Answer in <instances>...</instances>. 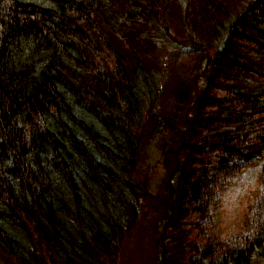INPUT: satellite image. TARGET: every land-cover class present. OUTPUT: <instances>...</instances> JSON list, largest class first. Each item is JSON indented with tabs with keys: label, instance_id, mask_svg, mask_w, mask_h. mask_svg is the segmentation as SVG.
I'll use <instances>...</instances> for the list:
<instances>
[{
	"label": "trees",
	"instance_id": "16d2710c",
	"mask_svg": "<svg viewBox=\"0 0 264 264\" xmlns=\"http://www.w3.org/2000/svg\"><path fill=\"white\" fill-rule=\"evenodd\" d=\"M169 3L0 0L1 261L116 264L150 194L136 179L144 134L160 145L159 167L174 162L167 206L190 239L184 259L168 264L264 258L263 178L243 224L215 222L222 194L240 181L237 161L251 156L264 175V0H199L196 17L181 13L176 35L148 20L167 17ZM193 41L212 52L163 90L154 53L190 54ZM160 96L173 107L156 108ZM235 121L246 129L232 130ZM212 151L223 155L215 165ZM181 154L200 162L181 167ZM186 167L196 177L188 185ZM217 233L218 256L210 245Z\"/></svg>",
	"mask_w": 264,
	"mask_h": 264
},
{
	"label": "rangeland",
	"instance_id": "374dc122",
	"mask_svg": "<svg viewBox=\"0 0 264 264\" xmlns=\"http://www.w3.org/2000/svg\"><path fill=\"white\" fill-rule=\"evenodd\" d=\"M198 5L199 0H180L177 3L174 30L172 31L175 35L183 27L181 13H191V17L194 18L198 14ZM233 6L237 8L236 5ZM193 39L198 40L195 37ZM192 43L200 44L199 41L197 43L193 41ZM203 44L205 43L203 42ZM187 51L159 48L154 53L155 61L160 64L166 73L160 80L163 90L166 85H169V89H171L174 79L177 78L178 82H181L187 71L194 69L196 62L199 60V55L189 56L190 54H187ZM163 98L160 99V104L156 107L160 108L161 112L168 111L173 107H165V104L162 103ZM159 150V144L153 138V140L144 143L139 152L136 179L139 184L146 188V191H150V194L147 193L148 195L142 197L139 201L138 216L133 219L124 237L116 257V264H163V261L168 264L171 256L176 260H181L186 255L185 245L190 243V239H188L186 231L183 230L182 223L177 222L167 206L171 204L168 203L167 173L173 171L174 162L169 161L167 167L169 171L160 170L158 165L161 162ZM190 160L200 162V160L191 158L189 154H181L179 158L180 166H183L184 161L189 164ZM261 169V164L254 166L250 169L249 176H243L236 186L227 189V192L225 191L217 210L216 223H226L225 226H238L244 223L255 197L256 179ZM189 171L191 170L186 167L185 175ZM177 178L178 173L175 180ZM221 226L217 227L218 231H220L219 228H222ZM210 239V245L213 246L215 255L218 256L220 253L219 233L212 234ZM162 247L165 248V251ZM0 262L7 264L4 260H0ZM253 264H264V258L257 257Z\"/></svg>",
	"mask_w": 264,
	"mask_h": 264
},
{
	"label": "bare ground",
	"instance_id": "6f19581e",
	"mask_svg": "<svg viewBox=\"0 0 264 264\" xmlns=\"http://www.w3.org/2000/svg\"><path fill=\"white\" fill-rule=\"evenodd\" d=\"M177 3H178V0H170V3H169V8H170V14L167 16V17H164L163 15H159V16H156V15H153V16H151V17H149V19L148 20H150V22H153V23H155V24H157L163 31H168L169 33L171 32L172 34H174L175 35V33L174 32H172L173 30H174V27H173V25H174V20H175V13H176V7H177ZM243 10H245V9H243ZM188 14V13H187ZM190 15V14H189ZM189 18H191L192 19V17H191V15H190V17ZM154 24V25H155ZM187 33H189V32H187ZM246 35L247 36H249V37H252L253 36V34L252 33H247L246 32ZM254 38H256L257 36L256 35H254L253 36ZM155 44L156 45H160V42H155ZM200 44H203V43H200ZM199 45V44H198ZM159 47H157V49H158ZM154 50H155V48H154ZM191 50L193 51L192 53H190V55L189 56H192V55H199V60L196 62V65H197V63H199V61H200V59H201V57L204 55V50L205 51H207V52H212V50L211 49H209V50H207L206 48H205V46H204V50L203 51H201V49L199 50V48H197V44H192V47H191ZM210 63H211V65H214L215 64V69H219L220 68V64L218 63V62H216V61H214L213 59H212V56L210 57ZM156 65V69H155V72H156V75L159 77V80H161L162 79V76H165L166 75V73L164 72V69H162L161 68V66H160V64H155ZM196 65L194 66V68L196 67ZM197 71V70H196ZM195 71V72H196ZM218 77V73H216V76L214 77V78H212V81L214 80V79H216ZM146 99V98H145ZM160 104V101L158 100L157 102H156V105H159ZM198 123V122H197ZM217 123L218 124H221L222 123V121H217ZM244 124H246V122H240V123H236V121L235 122H233V127H232V130L233 129H235L236 130V132H241L242 130H241V128H243V129H246V127L245 126H243ZM217 127H216V124H215V122H211L210 124H209V126H208V129L210 130V131H213V130H215ZM243 132V131H242ZM153 136L152 135H149V134H144L143 136H142V142H143V144H142V146L144 145V143H146L147 141H150V140H153ZM159 148H160V145H159ZM258 148L261 150V151H263L264 152V145H262V146H259L258 145ZM166 149H167V147H166ZM173 150V149H172ZM257 150V149H256ZM141 151V150H140ZM166 156L167 157H169V156H171V152H170V150H166ZM249 157H251V156H249ZM249 157H246V159H240L239 161H237V163H238V165L239 166H241V174L239 173V177H238V179H237V181L240 179L241 180V178L243 177V176H246V175H250L249 173L251 172L250 171V169H252L254 166H256V165H252V163H249V162H247L246 160H248V159H250ZM159 158H160V160H161V157L159 156ZM210 163H213L214 165H215V162H218L219 160H222V158H223V155L222 154H220V152L219 151H216V152H213L212 151V153H211V155H210ZM243 158H245V157H243ZM251 160V159H250ZM177 168V167H176ZM244 168V169H243ZM159 169L160 170H162V171H168V170H164L162 167H159ZM254 171V170H253ZM196 174V173H195ZM195 178L196 177H194L193 176V174H188L187 173V175H183V177H182V180H183V183H187L186 185H188V184H191V183H193V181L195 180ZM262 178L264 179V175L260 178V174H259V176H257V179H256V181H257V183L259 182H261L262 181ZM228 191V190H227ZM226 191V192H227ZM225 193V192H224ZM223 193V194H224ZM222 194V195H223ZM118 197V196H117ZM222 198V197H221ZM116 200H118V201H120V199L119 198H116ZM120 205H122V203H120ZM218 208H219V206H218ZM218 208H216V210H215V217H217V214H218V212H217V210H218ZM98 257H100L101 259H103V260H106L108 257L105 255V253L104 252H102V250H101V252H99V255H98ZM19 257H15V259H18ZM107 261H109V260H107ZM242 262V261H241Z\"/></svg>",
	"mask_w": 264,
	"mask_h": 264
}]
</instances>
